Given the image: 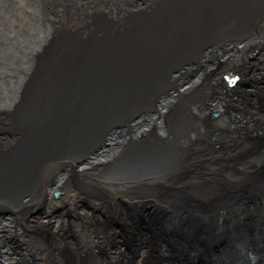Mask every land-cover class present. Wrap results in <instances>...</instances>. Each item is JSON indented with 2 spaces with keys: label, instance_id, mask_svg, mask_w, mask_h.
<instances>
[{
  "label": "bare ground",
  "instance_id": "bare-ground-1",
  "mask_svg": "<svg viewBox=\"0 0 264 264\" xmlns=\"http://www.w3.org/2000/svg\"><path fill=\"white\" fill-rule=\"evenodd\" d=\"M134 1L100 0L89 4L90 9L83 10L82 13L81 8L74 4L69 7L70 3L60 6L54 12H50L46 4H38L40 15H32V21L28 19L31 10L22 7L24 10H19L14 18L5 4L0 5V26L5 28L6 33H20L15 42L9 44L1 38L0 31V51L4 50L0 56V90L4 93L0 92V97L2 98L3 94L7 96L6 102L0 101V110L7 116V122L12 116L22 118L28 111V103L25 101L36 85L33 81L40 68L42 78L36 80L45 85L53 82V86H61L58 83L63 81L66 91L71 92L73 98L81 100V104L86 106L96 100L91 92L94 88L99 96H109L111 87L118 80L124 84L129 83L128 99L121 104H128L127 111L121 114L119 120L122 122L141 113L131 128L114 135L109 148L91 161L75 162L65 154L53 151L39 160L40 162H31L35 186L20 191L18 195L0 198V264H21L29 258L33 263L27 261L28 264H71L67 263L70 255L68 256L66 251H79L86 259L85 264H117L118 261H113L115 255L102 254L101 251L105 247L102 248L103 240L99 235L93 236L90 243L84 247L79 238L78 243L73 245L67 230L73 226L71 232L74 235L76 227L81 228L83 232L90 231L92 212L82 204L78 206V199L85 195L95 199L93 201L99 200L108 205L110 203L107 184L120 185L126 191L127 187L141 186L145 181L156 183L154 179L149 180L147 177H144L145 181L127 180L123 171H120L117 174L119 176L115 178L103 179L105 183L101 185L99 181L103 172L120 160L124 153H133L130 159H136L140 156L141 148L143 152H156L162 147H167L164 143L168 139L169 143L173 141L179 150L186 154L197 152L198 156L204 159L222 155L237 159L240 155L248 153V149H251L258 139L260 142L264 141V1L261 0L258 4L257 17L248 16L249 6L245 3L251 0H140V4H135ZM20 2L24 5L26 0ZM233 8L238 14L232 12ZM141 14H146L145 18L140 17ZM105 17L109 20L108 23L104 20ZM77 20H80L82 25H79ZM104 23L107 24V29ZM26 24L39 25L36 28L41 29L52 24L51 31L56 35L49 43L62 47L61 50H55L58 53L53 59L55 66L50 62L52 51L46 49L44 54L39 50L35 51L34 46L39 41L25 37L22 28ZM31 25H28L30 30ZM109 25L116 30L111 29ZM97 29H106L104 33L113 38L118 35L119 44L111 48H121L116 56V52L109 55L105 67L101 61L87 62L86 53L79 51L84 45L78 42L77 38L81 37L77 36H87ZM19 38L22 41H18ZM23 39L29 47H24ZM2 42H7L8 45H3ZM221 46L224 48L221 49ZM74 49L76 51L72 55L65 53L73 52ZM99 52L105 53L107 50ZM204 52L205 56L201 57ZM27 57L35 60V70L33 65L18 71L3 64V59L6 58H13L12 64L15 65L18 61L22 63ZM196 57L199 58L195 60ZM155 59L159 60L152 64L151 61ZM243 63L246 65L242 66ZM246 68L250 69L246 71ZM229 72L239 75V82L243 78L251 77L254 85L249 86L243 96H235L228 101L227 92L235 90L223 80V76ZM262 77L263 79H260ZM259 81L263 83L261 88L255 86ZM170 90L174 91L168 93ZM136 91H141L142 95L137 101H132L130 97ZM167 94L169 96L166 99ZM143 96L144 102L135 109ZM35 98L37 100L38 96L35 95ZM163 98L166 99L164 103ZM231 101L235 105L232 106ZM154 104L159 112L155 114L166 120L168 127L172 129L173 124H179L178 132L170 130L166 137L158 135L157 115L149 117L143 109V105L150 108ZM131 107L134 110H130ZM214 113L220 115L212 117ZM8 126L0 127V171L8 169L9 164L5 166L4 159L22 140L25 142L24 136L27 134L23 128L16 127L10 135L12 130L10 131ZM134 128L146 133L141 142L151 149L137 145L139 141L133 136ZM205 138L209 142H203ZM216 138L228 141V147H215L213 139ZM206 143L211 144L212 148L208 149ZM134 150L136 152H130ZM260 152V161L250 162L248 167H245L248 171L233 173L238 178L236 184L231 183V188L229 185L228 192L229 189H241L255 180L259 173L264 172V144ZM198 156L190 158L189 162L192 164L202 160ZM100 159L102 160L97 162ZM63 161L65 164H62ZM52 170L56 171L51 173ZM212 173L198 172L197 178L180 185L168 180L151 190L152 195L147 199V204L153 203L154 199L159 198L160 190L164 189L175 188L174 193H177L178 188L192 191L191 201H188L189 197L185 195L174 198L180 204H188L190 211L183 206L182 211L178 208L176 211H169L172 230L179 223L181 229L190 233L193 231L196 235V227H203L205 232L202 239L207 241L209 246L213 244L214 238L208 236L207 232L212 227L216 230L238 227L244 221L249 206H256L252 204L251 199L261 197L264 206V182L262 186L253 185L250 192L243 196L230 198L233 195L227 196L225 188L219 189L228 183ZM84 179L91 189L87 188V184L85 186ZM210 184H215V189L207 191ZM54 191H61V194L54 196ZM133 192L135 191L130 193ZM198 192H201V195L194 194ZM200 197L202 199L197 201ZM143 198L145 197L135 199L140 203ZM194 199L196 201L192 202ZM156 204V212H162L163 203L157 201ZM114 207L107 212L117 216ZM27 209L33 212L24 219ZM107 212L103 213L105 217L108 216ZM96 222L100 224L99 221ZM255 228L250 240L236 230L235 233L233 229L234 233L218 231L220 250L212 254L208 261L202 259L203 256L188 253L186 261L178 262L173 256L171 264H264V244L261 242L264 241V228L260 223H257ZM99 229L108 231L102 224ZM114 230L117 233L109 232L106 236L107 243L117 246V260L123 261L130 251L126 242L129 236H125V239L124 236L120 237L119 230ZM151 233L149 229H143L141 237H137L139 249L138 252L133 249V252L138 254V259H141V256L146 257V261L137 264H145L149 258L153 259V246H160V252L167 251L166 247H161L164 244L161 238ZM14 238L24 246L23 250L13 248L9 240ZM216 240L217 236L214 244ZM58 241L65 242V251L57 246ZM33 255L39 257L35 258ZM204 257L207 259V256Z\"/></svg>",
  "mask_w": 264,
  "mask_h": 264
},
{
  "label": "water",
  "instance_id": "water-1",
  "mask_svg": "<svg viewBox=\"0 0 264 264\" xmlns=\"http://www.w3.org/2000/svg\"><path fill=\"white\" fill-rule=\"evenodd\" d=\"M98 1L100 0H73V2L72 0H26V5L28 7L26 9L31 10V14L28 19L32 21V15H40V13H38L40 7L37 8V4H46L49 11L54 12L58 10L60 6L70 3L69 7L74 4L81 8L80 12L82 13L83 10L88 11V9H90V7L88 6L89 4L96 3ZM134 2L135 4H140V0H135ZM260 2L262 1L251 0V2L245 3V5L249 6L248 16L257 17L256 12L259 6L258 4ZM2 4L6 5L7 9L13 14L14 18L18 15L19 10H22V7L24 6L20 2V0H0V5ZM32 12H34V14ZM232 12L234 14H238V11L234 8L232 9ZM126 16L128 17L129 14H127ZM145 16L146 14L140 15V17L144 18ZM104 20L107 23L109 22L106 17L104 18ZM77 22L79 23V25H82L80 23V20H77ZM74 23L76 24V21H74ZM104 24L105 28L107 29V24ZM28 25L31 24H26L22 28L25 37L39 41L38 43L32 41L36 43L34 46L35 51L39 50L42 54H44V51L46 49L47 51H52L50 62L54 64L53 59H55L58 54L55 50H61L62 47L58 44L55 45L49 43V40L56 35L51 31L52 24L50 27L44 29L36 28L39 25L32 24V30H30V27H28ZM110 28L116 30L112 26H110ZM106 29L93 30L87 36H77L81 37L80 39L77 38L78 42L84 45V47L79 48V51H83L84 53H86L87 62L94 60H97L98 62L101 61L103 67H105L108 63L109 60L107 58L109 57V55L116 52L114 54V56H116L117 52L121 49L111 48L112 46L119 44V39L117 38L118 35H115L113 38L109 34L104 33L107 31ZM0 30L1 38L3 40L14 41L20 34L17 31L12 35L6 33L5 28L2 25L0 26ZM18 41H22V39L19 38ZM2 43L3 45H6L7 42ZM23 45L25 48L29 47L28 43L24 39ZM223 48L224 47L221 46V49ZM102 50H107V52L100 53L99 51ZM3 51V49L0 51V56ZM75 51L76 50L74 49L73 52L65 51V53L72 55ZM205 52L201 57L205 56ZM197 58L199 57H196L195 60H197ZM29 59L31 58L27 57L22 61V63L18 61L17 64L14 65L12 64L13 58H6L3 59V64L18 71L23 70V68L25 67H30L31 65H33V68L35 70V60L31 59V62L29 63ZM115 59L120 60L119 58H114V60ZM158 60L159 59H155L151 62L152 64H155ZM138 61L141 62V59H139ZM193 62L194 60L192 61V63ZM55 65L56 64H54L53 66ZM244 65H246V63H243L242 66ZM41 69L42 68H40L39 71ZM248 69L250 68H246V71H248ZM39 71L36 73L33 81L34 83H36V85L33 86V90L30 92V96L25 101V103H28L26 107L28 111L26 112V114L22 115V118L12 116L13 120L9 118L10 121L7 122V116L4 112H2V110H0V127L4 128V125H9L8 127L10 131L12 130L10 135L13 133L16 127H21L27 132V134L24 136L25 142L24 140H22L18 144V146L10 153V155L4 159V162H6L5 166L6 164H9V167H7L8 169L6 170L0 171V198L8 197L11 195H18L20 191L35 186V180L33 181L32 177L33 170H31V162L33 160L38 162L43 157L51 154L53 151H58L62 154H65L68 158L75 160V162L91 161L109 148V146L112 144L111 139L114 138V135L120 132L124 133L128 128H131V126L134 125L133 123L136 122L141 114L137 113L135 116L122 122H120L121 120H119L121 114L127 111L128 104H121L128 99L130 87L129 83V85L126 83L124 84L123 82L118 80L116 84L111 87L112 90L110 91L109 96H99L97 90L94 88L91 92L93 94V99L96 100L94 103L86 106L81 104V100L73 98L71 96V92L66 91L63 81L58 83L61 86H53V82L49 85L40 83V80H36L42 78V75ZM96 73L98 74L99 71H96ZM233 74L234 73L232 72L225 74L223 76V80L229 87L235 89L233 90L234 93L239 92L240 89L243 90L248 88L249 86L254 85L251 77L243 78V80L239 82V75ZM67 75L71 79V75L69 73ZM259 84L261 85L263 83L259 81L257 84H255V86L257 87V85ZM172 91L174 90H170L168 93H171ZM35 95L38 96L37 100L35 98ZM141 95V91H136L135 94L131 95L130 98L132 101H137L138 98L141 97ZM167 96H169V94L165 96L166 99L168 98ZM13 97L15 98V94ZM165 98H163L162 100L163 103L166 100ZM2 100L0 99L1 102H6L4 101L3 97ZM144 100L145 97L143 96L135 109L140 107ZM149 104L151 105V103ZM131 109H133V107H131L130 110ZM143 109L145 110L146 115H148L149 117H155L157 115L155 114V112L159 113L156 110L157 106L155 104L150 108L148 107V105H143ZM219 115L220 113H214L212 117H218ZM157 117L158 126L156 130L158 135L160 134L166 137L170 130L172 132H178V130H180L178 123L173 124L174 127L171 129L167 126L166 120H163L162 118L160 119L158 115ZM145 135L146 133H143L141 129L134 128L133 136L139 141V143L137 144L138 146L141 147V140L145 137ZM263 142H260L258 139L257 143L255 145H252L251 149H248V153L246 152L245 154L240 155V157H238L237 159L236 157L232 156L223 157V155L215 158L204 159L203 157L198 156L199 153L197 152L186 154L185 152H181L179 148L173 143V141H171L170 144L168 142V139H166L164 143V145L167 147H162L156 152H143L141 148L140 156L136 159H130L124 156L123 158L115 162L114 165H112L109 169H106L103 172L102 179L99 181L100 184L105 183L103 179H112L119 176L117 174L120 171H123V174L126 176V178H128L127 180H143L144 177H147L149 180L154 179L156 183H148L144 179L145 183L141 186L132 185L131 187H127V193L135 191L138 192L136 193L137 196H130L128 194L122 195V190L114 192L109 190V188H106L107 192L111 195L112 198H120V200L115 204L114 207V209L116 208L115 213L117 216H114V218L106 217V223L114 225L115 222L121 227V229L125 230V232H127V234L129 235V238L126 239L128 245L127 249L133 248L135 252H138L139 249V242L137 241V237H135V235L137 233H140L141 230L149 229L151 232L161 238V240L164 242L161 247H166L168 252H160V246H153V251L155 250V254L153 255L154 257L153 259L149 258L145 264H158V262L161 264H171V259H173V256H175V259H177L178 262H184L188 257L186 256L188 255V253H191V255L193 256H203L202 259L208 261L211 258L212 254L217 253L220 250V237L217 235L218 231H222L224 233H228L231 231L232 233L233 229L234 232L235 230L236 232L238 231L246 238H249V240L252 239L251 234L256 230L255 225L257 223H260L264 228V206L261 197L250 200L252 204H256V206H249L247 215L244 216V221L240 223L238 227L235 226L233 228L232 226V229L230 227H226L225 229L221 230H216V228L214 229L212 227V229L207 232L208 236L211 235L214 240L217 236V240L216 244H214L215 241L213 240V244L211 246L206 244L207 241H204L202 239V234L205 232L203 227H196V235H194L193 231L190 233L181 229L179 227V223L174 227L175 229L172 230L169 211L176 208L182 211L183 204H169L167 201V198L169 197L165 194L162 195L161 198L163 203V210L162 212H156L155 208L152 205H148L146 200H143L140 203H138L136 200L141 196H147L146 198L150 199V194L148 193L151 190H155L159 185L167 182L168 180H173V183L180 185L190 182L194 178H197L198 172L201 173L204 171H211L213 172L212 175L222 177L227 183L236 184L235 181L237 180V177L234 176L233 173L241 171L246 172L248 170L245 167H248V164L250 162L260 161V148L263 147ZM228 145V141L220 142L219 147H226ZM142 146L147 149H151L148 145L143 144ZM157 146L158 145H156V147ZM206 147L209 149L212 148V145L206 143ZM215 147H217V145ZM130 152H136V150ZM194 156H198L202 160H199V162L197 163L192 162V165L189 160ZM101 160L102 159L98 160L97 162H100ZM62 164H65V161H63ZM55 171L56 170H52L51 173H54ZM234 178L236 179L234 180ZM83 182L86 181L84 180ZM263 182L264 172L259 173L258 177L255 180L249 182L241 189H229V193L227 194V196L233 195L230 198H233L234 196H243L250 192V189L253 185L257 186L259 184L260 186H262ZM86 184L87 188L91 189L87 182L85 183V186ZM60 194L61 191H54L53 195L59 196ZM30 211L32 210L27 209L24 212V219L26 218V215H29L31 213ZM156 213L161 214L158 215ZM147 216H149L148 220L146 219ZM71 227V229H73V226ZM132 235L134 236L132 237ZM9 242L15 249L23 250L24 248V246L21 245L16 238L10 239ZM261 242L262 244H264V241ZM14 244L18 245L17 248L14 246ZM66 252L68 256L70 255L69 262L71 264H83L82 262H84V264L86 263V259L79 251ZM204 256H207V259ZM137 257L138 254L136 253L132 257L128 258V261L123 262L122 260H120L117 262V264H137Z\"/></svg>",
  "mask_w": 264,
  "mask_h": 264
},
{
  "label": "rangeland",
  "instance_id": "rangeland-1",
  "mask_svg": "<svg viewBox=\"0 0 264 264\" xmlns=\"http://www.w3.org/2000/svg\"><path fill=\"white\" fill-rule=\"evenodd\" d=\"M38 5V4H37ZM24 8H28L27 7V5H26V2L24 3V6H23ZM23 9V8H22ZM28 10H30V9H28ZM1 31V30H0ZM14 34V33H13ZM12 35V34H11ZM18 38V37H17ZM7 42L9 43V44H11V43H13V42H15V41H8L7 40ZM8 43H6V45H8ZM260 79H263V77L262 78H260ZM257 87L258 88H261V86H260V84L259 85H257ZM223 90V89H222ZM248 90V88H246V89H240L239 90V92H236V93H234V91H228L227 93H228V95H227V98H228V101H229V99H231V98H235V96L236 97H238V96H243L244 95V93L246 92ZM0 92H3L2 90H0ZM4 93V92H3ZM261 93V92H260ZM1 94V93H0ZM243 94V95H242ZM4 95V96H3ZM3 95H1L3 98H4V101L5 100H7L6 99V94H3ZM12 95H14V93H12ZM12 95H9V96H12ZM8 96V98L10 99L11 97H9ZM0 99L2 100V98L0 97ZM3 101V100H2ZM233 101H231L230 102V104H232V106H233V104H234V102L232 103ZM245 102V101H244ZM235 105V104H234ZM245 105L247 106L248 104L247 103H245ZM207 117V116H206ZM206 140H208V139H203V142H207ZM215 142V145H218L219 146V144H220V142H225V141H220V140H218L217 138L216 139H213ZM208 142H209V140H208ZM211 142V141H210ZM203 145H205V144H203ZM222 147V146H221ZM225 146H223L222 148H224ZM226 147H228V146H226ZM239 152H241V150L239 151ZM132 156H133V153L131 154ZM131 155L130 154H126V153H124L123 154V156H122V158L125 156V157H127V158H130L131 157ZM199 162V161H198ZM197 163V162H196ZM238 178V177H237ZM85 180V179H84ZM86 181V180H85ZM216 183H217V181L216 180H214ZM197 182V181H196ZM148 183H150V182H148ZM215 183V184H216ZM215 184H214V186H211V185H213V184H210L209 185V188L207 189V191L209 190V191H211V188L214 190L215 188ZM218 184V183H217ZM229 185H230V187H229ZM228 187L229 188H231V184H225V185H222L219 189H226V192H227V194L229 193L228 192ZM107 188H109V190H111V191H119V190H122L123 192H121V194L122 195H125V194H128V195H130V196H137V194L136 193H138V192H133V194L132 193H127L125 190H123L121 187H120V185H110V184H107ZM171 189H173V188H171ZM171 189H164L163 191L162 190H160V192H159V194H160V196H159V198H156V199H154V202L153 203H150V204H148V205H152L154 208H155V210H157V207H156V202L158 201V202H162V195H167L169 198H167V201H169V202H171V204H177L178 203V201H176V200H174V198L175 197H177V196H184L185 195V197H189L187 200L188 201H191V198H192V196H190L191 194L190 193H192V191L190 192V191H187V190H184L183 188H178V190H176V192L177 193H174L175 191H174V189L173 190H171ZM183 189V190H182ZM187 191V192H186ZM120 193V192H119ZM148 194H150V192L148 193ZM194 194H200L201 195V192H198V193H194ZM226 194V195H227ZM108 203H110V204H105V203H102V202H100L99 200H97V201H93V200H95V199H93L91 196H87V195H85V197H83V198H81V199H78V206H79V204H82L83 206H86L87 208H89L90 210H91V212H92V221H91V223H92V226H91V228H90V231L89 232H83L82 230H81V228H79V227H76V229H75V235H76V237H75V235H74V233L73 232H71V230H67V235H68V237H71V241L70 242H72V244L73 245H75V244H77L78 243V238L81 240V242L83 243V245H84V247H86L89 243H90V241H91V239L93 238V236H97V235H99L100 237H101V239L103 240V241H101L102 242V248H104L101 252H102V254H107V255H115L116 257H115V259L113 260V261H119V260H117V258H118V254H119V251H118V249H117V246L116 245H114V244H111V243H107V240H108V238H106V236L109 234V232H115V233H117L116 232V230H114V229H117V230H119L120 231V237H123V238H125V236H129L128 234H127V232H125V230H123V229H121V227L118 225V224H116L115 222H114V225L113 224H109L108 225V223H106V217L104 216V212H107L108 211V209L110 210L112 207H114L115 206V204L120 200V198L119 197H117V198H112L111 197V195L108 193ZM139 195V194H138ZM152 194H150V196H151ZM172 195H175V196H172ZM143 197H145V199L144 200H146L147 201V199L148 198H146L147 196H143ZM201 197H204V196H201ZM200 197V199H198L197 201H200L202 198ZM196 200L194 199V201H192V202H195ZM77 203V202H76ZM170 204V203H169ZM188 204H186V203H184L183 204V208L184 209H186L187 211H190L189 209H188ZM69 208V207H68ZM114 209V208H113ZM172 211H176L177 210V208L176 209H171ZM31 213L33 212V211H30ZM30 213V214H31ZM107 217H113L114 218V216L112 215V214H108V212H107ZM109 215H111V216H109ZM148 217V216H147ZM147 217H146V219H147ZM96 221H99L100 222V224H98ZM102 224V227H104L105 229H107L108 228V231L107 230H101V229H99V226ZM119 224H120V222H119ZM108 226V227H107ZM151 234H153V232L151 233ZM134 236V235H133ZM153 237L155 236V235H152ZM135 237H141V232L140 233H137L136 235H135ZM150 238H151V241H153V238L150 236ZM126 239V238H125ZM73 240V241H72ZM157 240V239H156ZM65 242H61V241H58V243H57V246L62 250V249H64V251H65V247H66V245L64 244ZM156 243H158V242H156ZM21 244V243H20ZM12 245V244H11ZM103 245H105V246H103ZM14 246L17 248V244H14ZM151 251L152 252H154L153 251V247H151ZM128 255H126L124 258H123V262H126V261H128L129 259L128 258H130V257H132L133 255H134V252H133V248L132 249H130V251H129V253H127ZM34 256V255H33ZM35 258H38V257H36V256H34ZM139 258H141V259H138L137 258V263H142V262H144V261H146V257H144V256H141V257H139ZM70 259V258H69ZM69 259H68V261H67V263H70L69 262ZM30 262V263H33V260L31 259V258H29V259H27L26 261H23V264H24V262L25 263H28V262ZM22 264V263H21Z\"/></svg>",
  "mask_w": 264,
  "mask_h": 264
},
{
  "label": "flooded vegetation",
  "instance_id": "flooded-vegetation-1",
  "mask_svg": "<svg viewBox=\"0 0 264 264\" xmlns=\"http://www.w3.org/2000/svg\"><path fill=\"white\" fill-rule=\"evenodd\" d=\"M72 230V229H71Z\"/></svg>",
  "mask_w": 264,
  "mask_h": 264
}]
</instances>
